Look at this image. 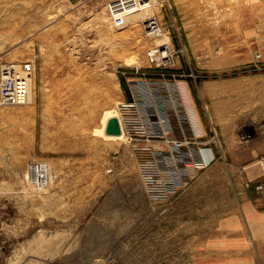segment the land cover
I'll return each mask as SVG.
<instances>
[{"label":"rangeland","instance_id":"obj_1","mask_svg":"<svg viewBox=\"0 0 264 264\" xmlns=\"http://www.w3.org/2000/svg\"><path fill=\"white\" fill-rule=\"evenodd\" d=\"M111 1L0 0V66H32L28 101H0V264H264L234 172L163 155L175 121L211 120L203 85L264 72V0H138L120 27Z\"/></svg>","mask_w":264,"mask_h":264},{"label":"crops","instance_id":"obj_2","mask_svg":"<svg viewBox=\"0 0 264 264\" xmlns=\"http://www.w3.org/2000/svg\"><path fill=\"white\" fill-rule=\"evenodd\" d=\"M262 55L258 62L264 64V52ZM252 62L256 60L249 57L239 64ZM159 94L158 91V97L153 96L143 105L147 107L150 102L152 104L151 130L154 136H160L163 130ZM202 98L211 120L206 123L201 120V126L197 124L194 132L187 124L180 127L178 120L175 121L168 136L172 146L163 155L169 157L175 171L188 173L195 164L202 167L225 166L234 172L239 187L244 188L243 219L247 221L248 235L254 242L249 249L264 251V165H261L264 160V72L248 70L232 79L207 83L202 86ZM210 127L216 133L214 145L210 141ZM192 139L199 140L197 142L201 143V149L206 148V151L202 150L201 154L197 151L189 157L188 153H193L192 149H195L188 141ZM258 185L262 190L255 191Z\"/></svg>","mask_w":264,"mask_h":264},{"label":"built area","instance_id":"obj_3","mask_svg":"<svg viewBox=\"0 0 264 264\" xmlns=\"http://www.w3.org/2000/svg\"><path fill=\"white\" fill-rule=\"evenodd\" d=\"M149 2L138 0H114L108 5V10L112 16L115 26L120 27L124 24L125 18L137 11L143 10ZM144 29L156 36L163 34V28L155 18H149L144 21ZM170 54L167 46H156L149 50L148 57L150 62L160 65L169 64ZM32 66L30 63H5L0 66V101L5 104L22 105L28 101L30 92V76ZM140 106V105H139ZM138 106V107H139ZM123 110H132L136 108L134 103H122ZM144 108V106H143ZM135 111V110H134ZM145 111H138V118H144ZM144 120V119H142ZM146 131L143 129L142 133ZM206 151V148L200 149V152ZM192 153H188L190 157ZM206 155V154H205ZM205 161V160H204ZM261 165H264V160L261 161ZM258 190L262 187L257 186Z\"/></svg>","mask_w":264,"mask_h":264},{"label":"bare ground","instance_id":"obj_4","mask_svg":"<svg viewBox=\"0 0 264 264\" xmlns=\"http://www.w3.org/2000/svg\"><path fill=\"white\" fill-rule=\"evenodd\" d=\"M149 5H150V3H148V5L144 8V9H146V8H148L149 7Z\"/></svg>","mask_w":264,"mask_h":264}]
</instances>
